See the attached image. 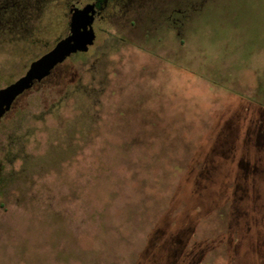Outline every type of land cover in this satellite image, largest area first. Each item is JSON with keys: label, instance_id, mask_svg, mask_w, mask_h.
I'll return each instance as SVG.
<instances>
[{"label": "rangeland", "instance_id": "rangeland-1", "mask_svg": "<svg viewBox=\"0 0 264 264\" xmlns=\"http://www.w3.org/2000/svg\"><path fill=\"white\" fill-rule=\"evenodd\" d=\"M93 0H0V89ZM94 44L0 119V264H264V0H106Z\"/></svg>", "mask_w": 264, "mask_h": 264}, {"label": "water", "instance_id": "water-1", "mask_svg": "<svg viewBox=\"0 0 264 264\" xmlns=\"http://www.w3.org/2000/svg\"><path fill=\"white\" fill-rule=\"evenodd\" d=\"M70 14L68 35L58 41L49 52L32 62L24 76L0 89V119L10 112L21 95L49 77L57 66L75 54L87 52L94 44L96 34L93 24L99 14L96 3H89L83 8L74 6Z\"/></svg>", "mask_w": 264, "mask_h": 264}, {"label": "flooded vegetation", "instance_id": "flooded-vegetation-1", "mask_svg": "<svg viewBox=\"0 0 264 264\" xmlns=\"http://www.w3.org/2000/svg\"><path fill=\"white\" fill-rule=\"evenodd\" d=\"M93 2L96 3V7H97V9H98V12L100 13V11L102 10L103 5H104V3L106 2V0H93ZM74 6L77 7L75 4H73V5H72V8H73Z\"/></svg>", "mask_w": 264, "mask_h": 264}]
</instances>
